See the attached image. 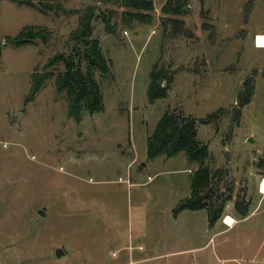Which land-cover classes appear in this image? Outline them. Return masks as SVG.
Wrapping results in <instances>:
<instances>
[{
    "label": "rangeland",
    "instance_id": "obj_1",
    "mask_svg": "<svg viewBox=\"0 0 264 264\" xmlns=\"http://www.w3.org/2000/svg\"><path fill=\"white\" fill-rule=\"evenodd\" d=\"M151 1V20L127 27L124 0H0V264H264V1L185 0L180 16ZM87 10L111 69L94 73L103 110L76 121L56 59ZM28 28L35 37L19 35ZM155 67L169 90L149 103ZM33 74L43 85L31 97ZM245 82L253 94L238 111ZM166 112L196 121L219 174L212 224L175 212L189 193L181 155L147 159Z\"/></svg>",
    "mask_w": 264,
    "mask_h": 264
},
{
    "label": "trees",
    "instance_id": "obj_2",
    "mask_svg": "<svg viewBox=\"0 0 264 264\" xmlns=\"http://www.w3.org/2000/svg\"><path fill=\"white\" fill-rule=\"evenodd\" d=\"M10 1L17 3V0ZM123 6L129 11L124 14L123 18L127 27H131L133 21L147 23L151 20L150 13L153 10L151 0H124ZM184 8L185 0H169L163 11L180 16L185 14ZM50 10L46 7L40 8L43 13ZM93 19L94 16L90 10L84 11L80 15L78 29L71 38L75 43V50L72 49V53L56 59L57 64L63 67L62 72H58L56 76V89L58 93L65 94L68 103V115L76 121L79 120L82 109H86L91 114L103 110V98L94 73L99 72L101 76H105L111 69V62L105 58L97 41L92 39L93 28L91 23ZM28 30L33 29H25L19 35L28 38L35 37ZM52 61H55V58ZM167 76V73L162 69L157 70L155 67L152 70L146 91L149 103L166 98L170 81ZM31 81L30 96L34 97L42 87L43 81L39 80L35 74H33ZM163 82L166 83L163 84ZM240 92L237 98L238 111L249 103L253 94V82L251 84L245 82L243 90ZM146 154L150 161L159 156L172 158L182 154L188 163L197 165L198 168L191 176L190 196L177 205L175 212L204 210L208 224H212L218 212L215 202H213V197L216 198L213 196V193L216 192L213 188V182L219 174L211 172L207 166L210 154L207 148L197 140L196 121L181 114L164 113L153 133L147 138ZM245 211L246 207H244Z\"/></svg>",
    "mask_w": 264,
    "mask_h": 264
},
{
    "label": "crops",
    "instance_id": "obj_3",
    "mask_svg": "<svg viewBox=\"0 0 264 264\" xmlns=\"http://www.w3.org/2000/svg\"><path fill=\"white\" fill-rule=\"evenodd\" d=\"M256 36L257 35H260V34H262V35H264V33H263V31L262 32H255L254 33ZM255 48L256 49H263L264 50V48H260V47H256L255 46ZM181 155V156H180ZM178 156V155H177ZM179 156H180V159L181 160H183V162L185 163V165H186V169H184L183 171H180V172H186L187 174L188 173H190V175H189V178L188 179H186V191H187V189L189 190V193L185 196V197H183L179 202H182V201H184L185 199H187V198H189V196H190V182H191V176H192V173L194 172V171H192V170H190V166L189 165H187V163H188V161L186 160V158L182 155V154H179ZM176 157V156H175ZM172 158H174V157H172ZM170 159V158H169ZM194 167V166H193ZM189 168V169H188ZM175 172H177V171H175ZM171 210V213H172V211L174 210V208H172V209H170ZM204 211V210H203ZM205 212V211H204ZM206 214V213H205ZM206 217H207V215H206ZM207 221H208V219H207Z\"/></svg>",
    "mask_w": 264,
    "mask_h": 264
},
{
    "label": "built area",
    "instance_id": "obj_4",
    "mask_svg": "<svg viewBox=\"0 0 264 264\" xmlns=\"http://www.w3.org/2000/svg\"><path fill=\"white\" fill-rule=\"evenodd\" d=\"M260 38H261V42L262 44H260V46L257 44V39H258V36L255 37V46L256 47H260V48H264V35H260ZM257 191L259 194L261 195H264V177H262L258 184H257ZM227 219H229V216H226L223 220V223L227 226V227H231L233 224H234V220H232L231 222H228Z\"/></svg>",
    "mask_w": 264,
    "mask_h": 264
},
{
    "label": "water",
    "instance_id": "obj_5",
    "mask_svg": "<svg viewBox=\"0 0 264 264\" xmlns=\"http://www.w3.org/2000/svg\"><path fill=\"white\" fill-rule=\"evenodd\" d=\"M247 142L250 143V144H253V143H254V140H253L252 137H248V138H247ZM39 214H40L41 216L44 215L43 212H39ZM62 253H63V252H62L61 250H57V251H56V256H57V258H59V257L62 255Z\"/></svg>",
    "mask_w": 264,
    "mask_h": 264
},
{
    "label": "bare ground",
    "instance_id": "obj_6",
    "mask_svg": "<svg viewBox=\"0 0 264 264\" xmlns=\"http://www.w3.org/2000/svg\"><path fill=\"white\" fill-rule=\"evenodd\" d=\"M257 42H258L257 44H258L259 46H260V44H262L260 36H258ZM259 46H258V47H259ZM232 220H233V219H232L231 217H229V219H227L228 222H231Z\"/></svg>",
    "mask_w": 264,
    "mask_h": 264
}]
</instances>
